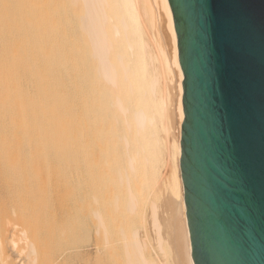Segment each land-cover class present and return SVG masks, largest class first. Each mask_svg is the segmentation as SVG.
<instances>
[{"label":"bare ground","instance_id":"bare-ground-1","mask_svg":"<svg viewBox=\"0 0 264 264\" xmlns=\"http://www.w3.org/2000/svg\"><path fill=\"white\" fill-rule=\"evenodd\" d=\"M21 4L0 0V264L46 261L42 225L61 223L50 238L61 247L70 226L46 223L56 220L47 210H77L80 189L96 256L120 249L122 264H195L180 168L184 75L168 0ZM82 176L86 184L73 185ZM63 193L71 197L50 201ZM120 205L129 232L113 223Z\"/></svg>","mask_w":264,"mask_h":264},{"label":"water","instance_id":"water-1","mask_svg":"<svg viewBox=\"0 0 264 264\" xmlns=\"http://www.w3.org/2000/svg\"><path fill=\"white\" fill-rule=\"evenodd\" d=\"M195 264H264V0H168Z\"/></svg>","mask_w":264,"mask_h":264},{"label":"rangeland","instance_id":"rangeland-1","mask_svg":"<svg viewBox=\"0 0 264 264\" xmlns=\"http://www.w3.org/2000/svg\"><path fill=\"white\" fill-rule=\"evenodd\" d=\"M15 1V3H16V5H15V9H21V8H23V5L21 4V0H14ZM74 10V13H72V11ZM71 9V15H72V18H73V20L74 19H76V18H78V17H76V18H74L75 16H77V14H78V11H77V9H74V8H72ZM77 12V13H76ZM17 13H19V12H17ZM74 15V16H73ZM80 14H78V16H79ZM71 18V17H70ZM77 20L78 19H76L75 21H72V19H71V25H73L74 27H76V25L78 24V23H76L77 22ZM73 22H74V24H73ZM72 26V27H73ZM73 27V28H74ZM75 30H76V28H75ZM74 30V31H75ZM160 169H162V171L164 170V167H160ZM112 176H114L113 177V179L114 180H112ZM109 179L112 181V182H114V184L116 183V181H117V179H118V176H116L115 174H113ZM115 176L117 177V179L115 178ZM83 178H84V176H82V178L80 177V179H79V181H78V179H75V183H73V185H78L79 183V186L81 187V185L83 186L84 184H86V182H87V180H86V178L83 180ZM82 179V180H81ZM74 180V179H73ZM76 180H77V182H78V184L76 183ZM86 180V181H85ZM69 181V180H68ZM82 181V182H81ZM69 182H71V180L69 181ZM83 183V184H82ZM83 188V187H82ZM113 189H115V187L113 188ZM117 190H121L122 191V189H117ZM116 190V191H117ZM82 191V192H81ZM121 191H119L120 192V194H121ZM80 192L82 193V194H84V192H83V190H81L80 189ZM118 192V191H117ZM118 192V193H119ZM62 193V192H61ZM117 193V194H118ZM123 193V192H122ZM78 195L77 196V200L78 201H80V202H78V206H77V210H75L74 209V211L73 210H70L69 208H65V209H59V207H58V205L57 206H55V208H53V209H50V210H47L49 213H54L53 211H55V213L54 214H56V215H53L54 217V219H56V220H53V218H52V215H49L48 217H50V218H52V220L54 221L53 223L52 222H49V221H47L46 223H51V224H55L56 223V225H58L57 223L58 222H63L62 224V226L63 227H65L66 226V224H67V226L66 227H68V226H70V227H68L67 229H68V231H67V235H69V236H67L66 237V235H65V237H66V239H63L62 240V245H61V247H58V246H56V248H55V246H53L56 250H57V248H59L58 249V252L57 251H55V249L54 248H52V241L54 240V239H56L54 236H53V231H54V227H55V232H56V229L58 230L59 228H62L61 227V223H59V226H58V228L55 226V225H51V226H53V228H52V230H51V228H49L50 226H47L46 227V225H44V227H46V228H43V225L40 227V229L42 230H40V232H41V243H42V245H44V247H45V244H46V248H47V252H48V255H47V252H46V255H45V258L44 259H47L46 261L45 260H43V258L42 259H40L38 262H40V261H42V262H40V264H122V263H124V262H121L122 261V258H121V256H120V254H121V250L120 249H118L119 251H116V252H114L115 254H110V255H114V257L113 256H110V255H108L109 253H106V252H103V254H102V258H101V256L99 255V256H96L97 254H96V250H95V244H96V240H97V238H96V235L94 234L95 233V231H94V229L96 228L95 226H96V221H94L95 220V218L93 217V215H91L92 213V208L90 207V205L88 204V202H89V200L88 201H86L87 199H86V197H85V199H84V196L83 195ZM112 194H114V195H112L113 196V198H114V196H115V194H116V192H115V190H114V193H112ZM116 194V195H117ZM120 194H118V196H116L117 198L116 199H121V198H119V197H121V196H119ZM60 196H52V198H50V201L52 200L53 202H56V197H58L59 199H60V201H58L57 200V202L56 203H61V202H63L64 201V199H66V198H68L69 199V197H71V196H69L68 197V195H65L64 193H63V195L62 194H59ZM61 195H62V197H61ZM65 195V196H64ZM123 195V194H122ZM80 196V197H79ZM83 196V197H82ZM112 196H110V198L112 197ZM38 197H41V195L40 196H37V198ZM63 197H64V199H63ZM123 197H126L125 195H123ZM122 197V198H123ZM55 198V199H54ZM62 198V199H61ZM113 198H112V202L114 203L115 201H118V200H115V201H113ZM38 200H39V202H40V200L41 199H39L38 198ZM42 200H43V196H42ZM41 200V201H42ZM124 203H125V201H126V198H124V200L123 199H121ZM120 200V202L123 204V202ZM51 201V202H52ZM85 201H86V203H85ZM112 203V204H113ZM118 203V205L119 204H121V203H119V201L117 202ZM80 204V205H79ZM121 204V205H122ZM88 205V206H87ZM115 205H117L116 203H115ZM114 205V206H115ZM121 205L120 206H116L115 208L117 209V207H120L119 209H117V211L114 209V211L116 212H113L112 213V215H116L117 214V212L118 213H121V211H122V214L119 216L118 214L115 216L116 217V219H114L113 217V219L115 220V222H113V223H115V225H116V223H119V229L122 231V230H124V229H126L125 230V232H129V227H126L127 226V217L125 218L124 217V211L123 210H121V209H123L122 207H121ZM124 205V204H123ZM126 205V204H125ZM124 205V207H126ZM79 207H81V209L79 208ZM84 208H85V210H84ZM113 206H112V211H113ZM61 210V211H60ZM67 210H70V211H67ZM78 210H80V211H78ZM89 210V211H88ZM121 210V211H120ZM125 210V209H124ZM51 211V212H50ZM76 211V212H75ZM87 211V212H86ZM48 212H45L47 215H48ZM71 212H73V213H71ZM79 212V213H78ZM127 212H125V214H126ZM72 214V215H71ZM91 216H90V215ZM58 215H61V216H63L62 218H65L66 219V221H67V223H65L66 221H64L65 219H61V216H58ZM127 215V214H126ZM125 215V216H126ZM69 216H70V218L72 219V216H73V218L75 217L76 218V220H75V218L73 219V220H71V221H73V222H71L70 221V218H69ZM77 216V217H76ZM88 216V217H87ZM90 216V217H89ZM117 216H119V218L121 219H123V221H117V219H118V217ZM57 217V218H56ZM58 217L60 218V219H58ZM93 217V218H92ZM124 217V218H123ZM69 218V219H68ZM138 218V217H137ZM68 219V220H67ZM90 219V220H89ZM91 219H92V221H91ZM94 219V220H93ZM125 219V220H124ZM140 219V218H139ZM139 219H135V220H137V223H136V225L135 226H137V228L138 227H140V225H139V223H138V220ZM49 220V219H48ZM51 220V221H52ZM61 220V221H60ZM63 220V221H62ZM55 221H57V222H55ZM68 221L69 222H71L69 225H68ZM76 221H77V223H76ZM91 221V222H90ZM117 221V222H116ZM93 222V223H92ZM123 222V223H122ZM124 222L126 223V225L124 224ZM95 223V225H93ZM75 224V225H74ZM121 224H122V226H121ZM124 224V225H123ZM49 225V224H48ZM74 227H73V226ZM93 225V226H92ZM76 226V227H75ZM117 226H118V224H117ZM134 226V227H135ZM72 227V228H71ZM113 227H114V224H113ZM123 227V228H122ZM72 229V230H70V229ZM114 228H117V227H114ZM49 229V230H48ZM119 229H117V230H119ZM43 230H45L44 232H43ZM115 230V229H114ZM116 230V231H117ZM72 231H73V233H72ZM51 232V233H50ZM118 232V231H117ZM123 232V231H122ZM44 235H43V234ZM49 233H50V235H49ZM69 233V234H68ZM70 233H71V235H70ZM46 234V235H45ZM52 234V235H51ZM56 233H54V235H55ZM57 235V234H56ZM55 235V236H56ZM44 236H45V238H44ZM54 237V239L53 238H51V237ZM48 237V238H47ZM53 239L52 241H51V239ZM76 238V239H75ZM69 239V240H68ZM83 239V240H82ZM46 240H49V241H46ZM64 240H66V241H64ZM48 243H46V242ZM51 241V242H50ZM55 241V240H54ZM53 241V242H54ZM68 241V242H67ZM67 242V243H66ZM84 242V243H83ZM56 243V242H55ZM81 243V244H80ZM87 243V244H86ZM71 244V245H70ZM75 244V245H74ZM84 244V245H83ZM48 245H51L50 247L48 246ZM53 245H54V243H53ZM67 245V246H66ZM48 248H49V250H48ZM50 248H52V249H54V252L55 253H53V250H51L50 251ZM61 248V249H60ZM67 248V249H66ZM63 249V250H62ZM66 249V250H65ZM74 250V251H73ZM50 252V253H49ZM65 252V253H64ZM118 252V253H117ZM62 253V254H61ZM64 253V254H63ZM95 253V254H94ZM105 253V254H104ZM120 253V254H119ZM55 254V255H54ZM69 254V255H68ZM119 254V255H118ZM122 254H123V251H122ZM121 254V255H122ZM51 255V256H50ZM54 255V256H53ZM116 255V256H115ZM53 256V257H52ZM106 256H108V257H106ZM118 256H120V257H118ZM123 257V259H124V255L122 256ZM56 258V259H55ZM58 258V259H57ZM64 258V259H63ZM67 260H66V259ZM107 258V259H106ZM111 258V259H110ZM116 258V259H115ZM71 259V260H70ZM99 259V260H98ZM100 259L102 260V261H100ZM114 259V260H113ZM120 259V260H119ZM50 260V261H49ZM70 260V261H69ZM95 260H97V261H95ZM54 261H56V262H54ZM72 261H74V262H72ZM107 261V262H106ZM117 261V262H116ZM46 262V263H45ZM54 262V263H53ZM59 262V263H58ZM70 262V263H69ZM113 262V263H112ZM121 262V263H120ZM38 264V263H37Z\"/></svg>","mask_w":264,"mask_h":264}]
</instances>
